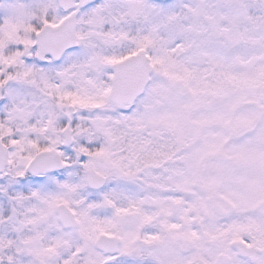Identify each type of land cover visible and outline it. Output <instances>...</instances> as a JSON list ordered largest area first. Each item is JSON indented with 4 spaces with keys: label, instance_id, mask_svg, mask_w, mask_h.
<instances>
[{
    "label": "snow or ice",
    "instance_id": "6c2138e0",
    "mask_svg": "<svg viewBox=\"0 0 264 264\" xmlns=\"http://www.w3.org/2000/svg\"><path fill=\"white\" fill-rule=\"evenodd\" d=\"M0 264H264V0H0Z\"/></svg>",
    "mask_w": 264,
    "mask_h": 264
}]
</instances>
